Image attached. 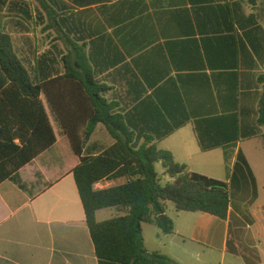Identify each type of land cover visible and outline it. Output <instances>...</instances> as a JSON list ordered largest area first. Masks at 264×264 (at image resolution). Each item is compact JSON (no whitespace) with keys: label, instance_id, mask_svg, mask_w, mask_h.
<instances>
[{"label":"crops","instance_id":"crops-1","mask_svg":"<svg viewBox=\"0 0 264 264\" xmlns=\"http://www.w3.org/2000/svg\"><path fill=\"white\" fill-rule=\"evenodd\" d=\"M0 31L43 82L50 123L78 141L95 118L113 128L98 121L80 157L65 136L0 183V264H99L72 171L117 138L229 185L226 219L167 202L174 232L144 223L149 251L264 264V0H0ZM8 84L0 69V92Z\"/></svg>","mask_w":264,"mask_h":264},{"label":"trees","instance_id":"trees-1","mask_svg":"<svg viewBox=\"0 0 264 264\" xmlns=\"http://www.w3.org/2000/svg\"><path fill=\"white\" fill-rule=\"evenodd\" d=\"M0 69L9 81L0 92V183L65 136L70 138L74 154L80 157L98 121L113 129L111 119L95 118L85 139L78 141L60 124L50 123L43 82L32 78L18 57L11 36L1 31ZM91 84L94 85L92 80ZM260 123L264 124V101ZM157 164H161L169 178L165 183ZM72 173L99 264H177L167 255L149 251L142 232L144 223L156 224L165 234L174 232L173 221L165 215L167 202H172L177 212H203L221 219L228 216L227 181L189 171L170 152L159 150L155 144L136 149L130 140L117 138L101 155L83 159ZM118 178H125L126 182L95 188L104 179ZM107 208L117 209L120 215L99 222L97 211Z\"/></svg>","mask_w":264,"mask_h":264},{"label":"rangeland","instance_id":"rangeland-1","mask_svg":"<svg viewBox=\"0 0 264 264\" xmlns=\"http://www.w3.org/2000/svg\"><path fill=\"white\" fill-rule=\"evenodd\" d=\"M168 206H169V210L172 212V210L174 208V204L172 202H168ZM145 237H146V244L148 246L151 245V239L152 238L149 236V234L147 232H146V236ZM230 260H232V257L230 255H226L225 262L227 263ZM213 261H214L213 264H221L223 262L222 255L220 253H215L214 257H213Z\"/></svg>","mask_w":264,"mask_h":264}]
</instances>
